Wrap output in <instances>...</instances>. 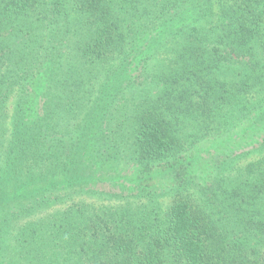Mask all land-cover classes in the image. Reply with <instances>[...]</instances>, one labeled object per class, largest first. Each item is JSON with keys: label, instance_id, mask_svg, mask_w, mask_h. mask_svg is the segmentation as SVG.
I'll return each mask as SVG.
<instances>
[{"label": "trees", "instance_id": "obj_1", "mask_svg": "<svg viewBox=\"0 0 264 264\" xmlns=\"http://www.w3.org/2000/svg\"><path fill=\"white\" fill-rule=\"evenodd\" d=\"M40 72L49 85L41 120L24 136L28 163L16 154L9 162L17 172L28 167L27 175L53 178L36 207L71 204L48 225H24L20 248L8 247L0 232V264H129L108 262L105 254L126 255L132 244L145 247L130 264H160L169 242L185 264H204L209 246L200 212L218 214L226 228L246 207H264V0H0V99L18 87L22 107ZM170 117L183 128L196 126L197 135L185 141L190 148L183 132L165 127ZM212 141L239 145L218 164L225 169L187 196L182 187L191 182L156 191L133 208L130 226L119 205H74L75 196L95 190L99 168L186 160ZM91 146L102 150L90 159ZM239 161L248 163L235 169ZM168 194L176 198L162 205L159 197Z\"/></svg>", "mask_w": 264, "mask_h": 264}, {"label": "rangeland", "instance_id": "obj_2", "mask_svg": "<svg viewBox=\"0 0 264 264\" xmlns=\"http://www.w3.org/2000/svg\"><path fill=\"white\" fill-rule=\"evenodd\" d=\"M113 63L116 64L117 61ZM76 65H78V61H76ZM109 67H111V64ZM8 68H13V65L8 66ZM47 78V75L40 72L37 77L28 82L27 89L29 93L25 96L23 102L26 101V103L22 104V107L20 106L21 93L18 87L14 91L6 88L4 95L0 99V224L3 227L0 232L5 234L4 243L12 249L20 248V229L24 225L40 220H46L48 225L56 218H59L63 212H66L71 204L68 201L65 203L61 201L44 203L43 207H36L39 203H34L44 193L46 195L47 191L53 186V178L49 173L44 175L41 171L34 172L33 170H31L32 174L27 175L26 169L28 167L21 173L17 172V163L15 166L12 161L9 162L16 154L15 157L19 156V160L23 162L22 164L28 163L21 157V148L28 129L41 120L40 116L42 117L44 108L43 95L49 85ZM80 118H83V116ZM160 118V113L157 111L153 120L157 121ZM165 123L166 126H164L169 131H177L178 136L181 132L185 134L186 137L181 140L184 147L187 144L185 143L187 138H191L192 141V136L197 135L196 126L189 125V127L183 128L181 121H173L171 117ZM239 133L241 135L244 134L242 132ZM247 138L251 145H256L258 138L255 136ZM231 142H234V140L231 139ZM133 143H136L135 139L127 144L130 152H134ZM185 148L190 147L187 145ZM238 148L239 145L226 146L221 141H212L207 142L202 147H198V151L186 160H184L185 157L169 163L168 161L156 160V162L149 165L145 162L126 161L128 163H125V160L119 161L114 164V169L109 170L110 166L99 168L100 173L97 177H94V182L92 183V186H95L94 188L97 190H90L91 192H84L75 196L74 205L81 206L83 204L90 208L113 204L119 205L123 211L128 209L126 216L128 222L126 224L130 226L129 216L133 213V208L143 207L144 204H148L151 197L156 195V191H169L172 186L175 187L185 182H191V184L189 187H182L181 193H185L184 195L194 189H201L202 186L210 183L216 173L225 169L224 167L218 170L220 161L232 155ZM99 149L100 151L102 150L100 146H91L89 158H92L91 153L96 154ZM186 150L189 151L188 149ZM130 159L131 156L126 160ZM247 163L239 161L233 166H235V169H239ZM199 182H201L200 187ZM120 195L128 198L123 197L120 200L115 198ZM193 195L202 197L201 194ZM159 198L162 205H168V202L170 203L172 198H176V196L168 194L165 195V198ZM33 204L34 206H32ZM252 206L246 207V211L241 215L235 214V220L226 228H223L222 225L225 220H222L218 214L212 215L210 211L200 212V216L204 218V223L201 224L203 235L206 244L209 246V250L206 253L209 256L205 257L206 262L204 264H256L264 255V207L262 205ZM29 207L32 208L26 210L25 218L19 221H9L15 214H20V209ZM163 209L162 217L167 214L166 209ZM120 229L126 232V228L123 225H121ZM227 232L230 233L229 236ZM257 243L260 245L257 246ZM8 247L7 250L10 252ZM132 247V250L126 255L115 256L116 254L114 253V255L106 253L105 256L107 255L108 262L121 259L128 261L129 264L138 262L143 258V254H139V251H144L145 246L137 248L132 244ZM162 247L160 264H185L184 260L174 255L172 243L163 244ZM114 250L124 252V248Z\"/></svg>", "mask_w": 264, "mask_h": 264}]
</instances>
